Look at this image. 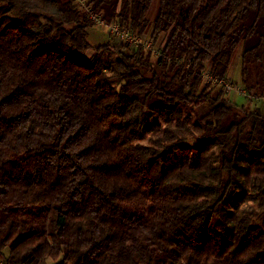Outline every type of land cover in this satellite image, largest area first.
I'll return each instance as SVG.
<instances>
[{
    "label": "trees",
    "instance_id": "1",
    "mask_svg": "<svg viewBox=\"0 0 264 264\" xmlns=\"http://www.w3.org/2000/svg\"><path fill=\"white\" fill-rule=\"evenodd\" d=\"M154 1L0 0V264H264V0Z\"/></svg>",
    "mask_w": 264,
    "mask_h": 264
},
{
    "label": "rangeland",
    "instance_id": "2",
    "mask_svg": "<svg viewBox=\"0 0 264 264\" xmlns=\"http://www.w3.org/2000/svg\"><path fill=\"white\" fill-rule=\"evenodd\" d=\"M154 8H156V14H155V17H156L158 14V0H155L153 2L151 9H154ZM155 17L153 19H155ZM88 32H89L90 40L94 45H103V44H107L110 41L114 40L113 39L114 37L110 34L109 26L107 25L95 24L88 30ZM254 43H256V41L255 42L253 41L249 45H252ZM113 44L118 45L121 43L120 41L118 42L117 40L116 41L114 40ZM240 54L241 52H239L238 57L235 61V64L233 65V68L230 74V79L226 80L233 86V90L231 92L226 91V90L225 91L228 94V97L230 98V100L233 101L239 107H247V108H250L251 110H255L256 108L262 109V106L264 107V99L260 100L259 102H255L252 99H249L245 95L240 93V91L243 89V86L241 85Z\"/></svg>",
    "mask_w": 264,
    "mask_h": 264
},
{
    "label": "built area",
    "instance_id": "3",
    "mask_svg": "<svg viewBox=\"0 0 264 264\" xmlns=\"http://www.w3.org/2000/svg\"><path fill=\"white\" fill-rule=\"evenodd\" d=\"M77 1L81 5L82 8H85L86 0H77ZM93 19L97 24L105 25L100 19L98 20L96 16H93ZM109 29H110V34L114 38H116L117 40H119L121 42L130 43L135 47L142 46L146 50L152 51L154 53L155 57H158L159 52L153 46L152 41H150L149 39L144 40V39L138 38L135 35L131 34L127 29H123L119 24H116V23L110 25ZM209 80H211L214 84H217V85L223 87L226 91L231 92L233 90V86L225 80H216V79H212V78H210ZM240 93L247 96L245 90H243V89L240 91ZM251 99H253V97H251ZM253 100L255 102L260 101V99L257 97H255Z\"/></svg>",
    "mask_w": 264,
    "mask_h": 264
},
{
    "label": "crops",
    "instance_id": "4",
    "mask_svg": "<svg viewBox=\"0 0 264 264\" xmlns=\"http://www.w3.org/2000/svg\"><path fill=\"white\" fill-rule=\"evenodd\" d=\"M158 5H159V4H158ZM155 14H156V8L151 9V10H150V16H149V18H150V19H153V18L155 17Z\"/></svg>",
    "mask_w": 264,
    "mask_h": 264
}]
</instances>
